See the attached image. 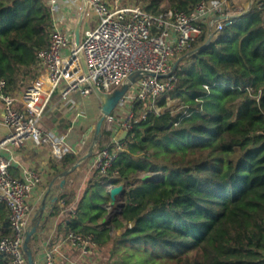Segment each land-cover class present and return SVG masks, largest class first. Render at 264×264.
Segmentation results:
<instances>
[{
    "label": "trees",
    "instance_id": "16d2710c",
    "mask_svg": "<svg viewBox=\"0 0 264 264\" xmlns=\"http://www.w3.org/2000/svg\"><path fill=\"white\" fill-rule=\"evenodd\" d=\"M201 1L124 0L152 13L191 12ZM53 27L52 0H0V74L9 93L38 76ZM209 37L205 26L159 101L178 100L177 110L158 113L135 100L125 147L100 174L125 186L122 211L103 223L109 198L100 192L79 207L93 225L83 226L81 215L73 232L107 246L108 264H264V0L205 45ZM77 160L69 155V164ZM142 172L156 176L143 180ZM0 221V238L10 235L5 202Z\"/></svg>",
    "mask_w": 264,
    "mask_h": 264
},
{
    "label": "built area",
    "instance_id": "2783aa9c",
    "mask_svg": "<svg viewBox=\"0 0 264 264\" xmlns=\"http://www.w3.org/2000/svg\"><path fill=\"white\" fill-rule=\"evenodd\" d=\"M79 6L82 26H86L79 45L68 19L57 16L52 4L51 43L38 53L40 72L36 79L24 90L9 93L7 81L0 74V102L9 126V132L0 140V202L8 205L12 227L10 235L0 238V253L9 256L11 264H29L24 239L32 213L30 198L42 177L36 170L28 171L22 179L14 177L9 170L10 161L1 151L28 142L37 146L49 144L51 154L59 159L72 151L66 143L67 135L56 138L39 124L61 84L64 87L52 111L74 104L76 95L91 106L92 98L97 96L96 88L111 95L134 72L156 73L144 74L133 83L106 116L110 130L119 122L130 132L135 100L147 101L148 110L160 112L158 101L174 87L176 61L192 51L204 27L209 33H218L249 9L232 0H202L191 12L168 8L152 13L141 4L123 0H81ZM123 144L117 140L114 147L100 146L93 162L99 174H107ZM112 186L108 184L109 189ZM68 241L85 251L95 242L91 235L73 231L69 232ZM44 262L58 264L53 250L45 251Z\"/></svg>",
    "mask_w": 264,
    "mask_h": 264
},
{
    "label": "crops",
    "instance_id": "0c3cea01",
    "mask_svg": "<svg viewBox=\"0 0 264 264\" xmlns=\"http://www.w3.org/2000/svg\"><path fill=\"white\" fill-rule=\"evenodd\" d=\"M52 1L57 16L68 19V26L75 31L80 16H82L79 6L81 0ZM254 1L232 0L234 4L244 5L249 9ZM63 87L64 83L52 95L50 108L42 115L39 124L44 131L53 134L56 138L67 135L66 143L72 148L68 156L66 154L63 158H55L51 154L49 144L37 146L30 142L20 147L3 149L1 153L10 161L9 170L14 177L25 178L30 170H36L42 177L41 182L35 187L30 198L32 213L29 227H38L37 232L29 242V246L34 252L35 264H45L44 258L47 250H53L58 264H108L110 249L107 246L94 242L87 249L88 251H85L79 245L70 244L68 234L76 231L72 226L81 215L83 226L90 227L93 225L90 215L88 213L81 214L79 207L81 205L82 207L87 206V203L92 200V194L95 192H100V194L109 198L101 204L105 209V215L101 220L103 223L110 222L113 215L118 212L114 210V206H110V189L104 181H100V174L94 168L93 162L100 146L103 144L116 146V141L120 140L125 129L117 122L113 124L110 130L109 123L104 121L102 136L95 147L93 155L83 161L78 168L70 171L72 166L88 152L94 141L96 125L101 116L102 103L100 102L98 108H94L93 104L91 106L86 105L84 100L76 95L74 104H69L60 111H52L51 107L57 102L58 94ZM8 132L9 126L5 121L4 109L0 102V140ZM126 140H123V149ZM69 155L76 156L78 160L69 164ZM65 171L70 172L63 176ZM148 173L152 172H142L140 174L142 179ZM152 174L149 179L156 176L155 173ZM51 186L50 197L43 203L44 197ZM54 198H58V200L54 202ZM121 198L123 202V197ZM105 218L106 221H104ZM3 228L4 224L0 221V233L3 232ZM79 233L93 237L92 234ZM0 264H11L10 257L0 253Z\"/></svg>",
    "mask_w": 264,
    "mask_h": 264
},
{
    "label": "water",
    "instance_id": "95a60500",
    "mask_svg": "<svg viewBox=\"0 0 264 264\" xmlns=\"http://www.w3.org/2000/svg\"><path fill=\"white\" fill-rule=\"evenodd\" d=\"M82 23H83V16H80V19L78 21V24L75 28V40H76V44L79 45L80 41H81V28H82ZM215 35L214 32L210 33V37L208 39V41L206 42L205 45L209 44L212 39L213 36ZM198 49H193L192 51L188 52L187 54L182 55L175 63L174 69L177 67V65L179 64V62L181 60H183L185 57L193 55L197 52ZM144 74H149V75H153L156 76L157 74L154 72H134L132 73L129 78L124 82V84L116 89L111 95L106 94L104 92H102L99 88H96V93L97 95L101 98L102 100V109H101V116L98 119L97 125H96V130H95V137H94V141L92 143V145L90 146L88 152L82 156V158H80V160H78V162H76V164H74L71 168L70 171L75 170L76 168L79 167V165L87 160L88 158H90L93 155V152L95 150L96 145L98 144L101 136H102V130H103V125H104V121L106 119V116L108 114H110L113 109L117 106V104L119 103L120 99L124 96V94L128 91L129 87L135 83L137 80H139ZM129 135V131L125 130L120 138L121 141L125 140ZM70 171H65L63 172V176H66L68 174V172ZM153 174L152 173H148L146 176L143 177L144 180H147L149 178H151ZM153 178V177H152ZM52 191V186L50 187V189L48 190V192L46 193L45 197H44V201L43 203H45L47 201V199L50 197V192ZM125 193V186L123 184H118V185H113L112 188L109 190V195L111 198V202H110V206H114L117 207V211L121 212L122 208L124 206L123 202H120L121 197H123ZM58 198H54V202L57 201ZM104 221H106V218L104 219ZM37 226H33V227H29L28 230L25 233V239H24V249L25 252L27 254V258H28V263L29 264H35V256H34V252L31 249V247L29 246V242L31 241L33 235L37 232ZM123 229L118 230V233H122Z\"/></svg>",
    "mask_w": 264,
    "mask_h": 264
},
{
    "label": "rangeland",
    "instance_id": "374dc122",
    "mask_svg": "<svg viewBox=\"0 0 264 264\" xmlns=\"http://www.w3.org/2000/svg\"><path fill=\"white\" fill-rule=\"evenodd\" d=\"M123 2H124V0H123ZM127 4H129V2H127ZM245 5H246V3H245ZM85 27L86 26L83 25L82 28H81V37L84 35ZM166 96H164V97H166ZM97 101H98V103H97ZM100 102L102 103V100L98 96H96L94 99L92 98V104H93L94 108L95 107L98 108L100 106ZM158 104H159V101H158ZM181 105L182 104H181L180 101L172 100L170 98H167V101H166L165 105H160L159 104V110H160V112H162L163 110H166V109L177 110ZM120 201L122 202V198L120 199ZM114 210H117V207H114Z\"/></svg>",
    "mask_w": 264,
    "mask_h": 264
}]
</instances>
